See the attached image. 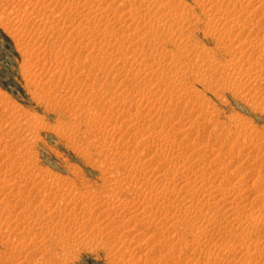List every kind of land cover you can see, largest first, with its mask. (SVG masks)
Instances as JSON below:
<instances>
[{
  "label": "rangeland",
  "instance_id": "1",
  "mask_svg": "<svg viewBox=\"0 0 264 264\" xmlns=\"http://www.w3.org/2000/svg\"><path fill=\"white\" fill-rule=\"evenodd\" d=\"M77 1L0 0V264H264V0Z\"/></svg>",
  "mask_w": 264,
  "mask_h": 264
},
{
  "label": "bare ground",
  "instance_id": "2",
  "mask_svg": "<svg viewBox=\"0 0 264 264\" xmlns=\"http://www.w3.org/2000/svg\"><path fill=\"white\" fill-rule=\"evenodd\" d=\"M60 1H63V0H60ZM76 1H77V0H76ZM85 1H86V0H85ZM87 1H88V0H87ZM96 1L98 2V0H96ZM100 1H101V0H100ZM127 1H128V0H127ZM131 1H132V3L135 4V2H133V0H131ZM134 1H135V0H134ZM145 1H147V0H145ZM149 1H150L149 4H151V0H149ZM155 1H156V0H155ZM157 1H158V0H157ZM160 1H162V0H160ZM212 1L214 2V0H212ZM217 1H218V0H217ZM219 1H220V0H219ZM230 1H231V0H230ZM234 1H235V0H234ZM234 1L232 0V2H234ZM74 2H75V0H74ZM77 2H78V1H77ZM77 2H76V3H77ZM79 2H81V1L79 0ZM89 2H90V0H89ZM97 2H96V3H97ZM122 2L124 3L123 6L126 5L125 3H128V2H124L123 0H122ZM139 2H141V1H139ZM139 2H138V4H139ZM167 2H168L169 4L173 3V2L170 3V1H167ZM174 2L177 3L178 1L175 0ZM224 2H226V1H224ZM238 2H240V1H238ZM70 3H71V2H69L67 6L65 5V7H68V6H70V5L72 6L73 2H72V4H70ZM81 3L83 4L84 1L81 2ZM86 3H87V2H86ZM86 3H85V4H86ZM91 3H92V1L90 2V4H91ZM93 3H94V2H93ZM136 3H137V2H136ZM141 3H142V2H141ZM146 3H147L148 6H150V5L148 4V1H147ZM152 3H154V2L152 1ZM163 3H166V2L163 1ZM209 3H210V2H209ZM214 3H215V2H214ZM65 4H66V3H65ZM69 4H70V5H69ZM88 4H89V3H88ZM90 4H89V5H90ZM129 4H130V2H129ZM143 4H144V2L142 3V8L145 6V4H144V6H143ZM169 4H165L164 6H166V5L168 6ZM177 4H178V3H177ZM211 4H212V2H211ZM215 4H216V3H215ZM217 4H218V3H217ZM220 4H222V3H220ZM223 4H226V3H223ZM240 4H241V3H240ZM89 5H88V6H89ZM91 5H93V4H91ZM91 5H90V6H91ZM94 5H96V4L94 3ZM98 5H100V4H98ZM127 5H128V4H127ZM131 5H132V4H131ZM140 5H141V4H139V6H137V5H134V6H137V10H138V8L140 7ZM147 5H146V8H149ZM160 5L162 6V2L160 3ZM178 5H181V4L179 3ZM75 6H77V5H75ZM78 6H79V4H78ZM78 6H77V7H78ZM80 6H81V5H80ZM152 6H153V5H152ZM154 6H156V5L154 4ZM170 6H171V5H170ZM173 6H176V5H173ZM173 6H172V7H173ZM220 6H222V5H220ZM223 6H224V5H223ZM239 6H240V5H239ZM73 7H74V6H73ZM73 7H71V8H73ZM81 7L84 8L83 6H81ZM86 7H87V6H86ZM96 7H97V6H96ZM99 7H100V6H99ZM124 7H125V6H124ZM124 7H121V9H123ZM150 7H151V6H150ZM157 7H158V6H157ZM157 7H156V8H157ZM168 7H169V6H168ZM209 7H210V6H209ZM211 7H212V9H210V8H208V9H209V10H214L215 5H214V6H211ZM231 7H232V6H231ZM233 7H234V6H233ZM237 7H238V6H237ZM237 7H236V8H237ZM241 7H243V6H241ZM241 7H240V9H241ZM68 8H70V7H68ZM79 8H80V7H79ZM82 8H81V9H82ZM91 8H94V6H92ZM97 8H98V7H97ZM101 8H102V7H101ZM101 8H100V9H101ZM126 8H128V7H126ZM126 8H125V9H126ZM131 8H132V7H131ZM133 8H136V7H133ZM146 8H145V10H146ZM154 8H155V7H154ZM164 8L166 9V7H164ZM169 8H170V7H169ZM178 8H179V6H178ZM182 8H184V7H182ZM225 8H227V7L225 6ZM234 8H235V7H234ZM65 9H66V8H65ZM75 9H76V8H75ZM86 9H87V8H86ZM98 9H99V8H98ZM100 9H99V10H100ZM139 9H141V8H139ZM149 9H150V11H151V10L153 9V7H152V9H151V8H149ZM149 9L146 10V11L149 12ZM158 9H160V6H159ZM162 9H163V8H162ZM162 9L159 10V11H163ZM180 9H181V7H180L178 10L180 11ZM215 9H216V8H215ZM217 9H219V7H218ZM220 9H221V8H220ZM229 9H230V8H229ZM72 10H73V9H72ZM83 10H85V9H83ZM103 10L105 11V9H103ZM103 10H101V12H102ZM109 10H110V9H108V11H109ZM113 10H114V9H112L111 11H113ZM115 10H116V9H115ZM126 10H127V9H126ZM135 10H136V9H135ZM143 10H144V9H143ZM143 10H141V11L143 12ZM169 10H170V9H169ZM169 10H167V13H168ZM173 10H175V9H173ZM178 10H175V11L177 12ZM81 11H82V10H81ZM89 11H90V7H89ZM89 11H87V12H89ZM91 11H92V9H91ZM95 11H96V12H95L96 14L99 12V11L97 12V10H95ZM106 11H107V9H106ZM106 11H105V12H106ZM129 11H130V6H129V10H128V12H127V11H125V12L129 13ZM152 11H153V10H152ZM154 11H155V10H154ZM171 11H172V10H171ZM171 11H170V12H171ZM181 11H183V10H181ZM184 11H186L185 13H188L187 10H184ZM214 11H215V10H214ZM216 11H217V10H216ZM85 12H86V11H85ZM87 12H86V13H87ZM113 12H114V11H113ZM113 12H112V13H113ZM117 12H118V11H117ZM125 12H124V10H123V13H125ZM130 12H131V11H130ZM132 12L134 13L135 11L132 10ZM148 12H147V13H148ZM155 12H156V11H155ZM170 12H169V14H170ZM190 12H191V15H192V11H190ZM211 12H213V11H211ZM219 12H220V11H219ZM223 12H224V11H223ZM64 13H65V12H64ZM79 13H83V12H79ZM86 13H85V14H86ZM95 13H93V14H95ZM99 13H100V12H99ZM106 13H108V12H106ZM106 13H105V14H106ZM112 13H110V14H112ZM115 13H116V12H115ZM127 13H126V14H127ZM133 13H132V14H133ZM136 13H137V12H136ZM143 13H144V12H143ZM147 13H146V15H147ZM150 13H151V12H150ZM150 13H148V14H150ZM152 13H154V12H152ZM152 13L150 14V17L153 18V16H151ZM158 13H159V12H158ZM158 13H157V14H158ZM161 13H162V12H161ZM177 13H178V15H180V12H177ZM177 13H174V14H177ZM215 13H216V15H215V14H214V15L217 16V12H215ZM87 14H88V13H87ZM87 14H86V15H87ZM89 14H90V13H89ZM89 14H88L87 16H89ZM96 14H95V16H93L92 14H90V15H92L93 17H96V16H97ZM105 14H104V15H105ZM108 14H109V13H108ZM116 14H117V13H116ZM129 14H131V13H129ZM129 14H128V19L130 18V15H129ZM138 14H139V13H137V15H138ZM157 14H156V15H157ZM159 14H160V13H159ZM159 14H158V15H159ZM163 14H164V13H163ZM165 14H166V11H165ZM171 14H172V13H171ZM174 14H173V16H174ZM193 14H194V12H193ZM222 14H223V13H222ZM62 15H63V14H62ZM80 15H81V14H80ZM104 15H102V16L104 17ZM118 15H119V14H118ZM122 15H123V14H122ZM134 15H136V14H134ZM139 15H141V17L143 16L141 12H140ZM144 15H145V14H144ZM183 15H184V13H183ZM185 15H186V14H185ZM219 15H220V14H219ZM223 15H224V14H223ZM65 16H66V15H65ZM82 16H83V15H82ZM109 16H111V18H112V15H109ZM109 16H108V18H109ZM113 16H117V15H113ZM131 16H132V15H131ZM148 16H149V15H148ZM148 16H147L146 18H149ZM154 16H155V13H154ZM159 16H161V15H159ZM159 16H158V18H159ZM163 16H166V15H163ZM168 16H170V15H168ZM175 16H177V15H175ZM187 16H188V14H187ZM189 16H190V14H189ZM212 16H213V15H212ZM228 16H229V15H228ZM228 16H227V17H228ZM89 17H90V16H89ZM119 17H122V16H119ZM119 17H117V18H119ZM132 17H133V16H132ZM132 17H131V18H132ZM136 17H138V16H134L133 18L136 19ZM156 17H157V16H156ZM161 17H162V16H161ZM166 17H167V16H166ZM166 17H165V18H166ZM170 17H172V15H171ZM170 17H169V19H170ZM177 17H178V16H177ZM180 17H181V19H183V17L185 18L186 16H180ZM193 17H194V16H193ZM193 17H192V18H193ZM220 17H221V16H220ZM224 17H226V16H224ZM68 18H69V17H68ZM85 18H86V17H85ZM99 18H100V16H99ZM106 18H107V16H106ZM111 18H109V20H110ZM115 18H116V17H113V19H115ZM131 18H130V19H131ZM139 18H140V17H139ZM144 18H145V17H144ZM144 18H142V19H144ZM167 18H168V17H167ZM186 18H187V17H186ZM189 18H191V17H189ZM65 19H66V18H65ZM87 19H88V18H87ZM89 19H95V18H89ZM89 19H88V20H89ZM101 19H104V18H101ZM113 19H112L111 21H113ZM121 19H122V18H121ZM121 19L119 20V22H122V21H123V19H122V21H121ZM126 19H127V18L125 17L124 20H126ZM130 19H129V20H130ZM149 19H150V18H149ZM161 19H162V18H161ZM161 19H158V20L160 21ZM169 19H168V20H169ZM171 19L173 20V18H171ZM178 19H179V18H178ZM187 19H188V18H187ZM187 19H186V21H187ZM196 19H197V17H196ZM214 19H215V18H214ZM214 19H213V20H214ZM218 19H219V18H218ZM67 20H68V19H67ZM88 20H85L87 24H88V22H87ZM105 20H106V19H105ZM136 20H137V19H136ZM136 20H135V22H136ZM138 20H139V19H138ZM138 20H137V21H138ZM140 20H141V19H140ZM156 20H157V19H156ZM166 20H167V19H166ZM211 20H212V19H211ZM80 21H81V20H80ZM97 21H98V19H97L95 22H97ZM99 21H100V19H99ZM99 21H98V23H99ZM126 21H127V20H126ZM126 21H124V22H126ZM148 21H151V19L148 20ZM162 21H163V20H162ZM162 21H160L158 24H160ZM175 21H176V20H175ZM180 21H183V20H180ZM189 21H190V20H189ZM83 22H84V19H83ZM83 22H82V23H83ZM91 22H93V21L90 20V21H89V24H91ZM105 22H107V21H105ZM113 22H114L115 24H117L116 22H118V20H117L116 22H115V21H113ZM119 22H118V23H119ZM131 22H132V20H131ZM139 22H140V21H139ZM153 22H154V20H153ZM172 22H174V21H172ZM178 22H179V21H178ZM183 22H185V21H183ZM183 22H182V23H183ZM98 23H97V24L95 23V24H96V25H99ZM107 23H108V22H107ZM144 23H145V22H144ZM144 23H142V24L145 26ZM147 23H148V22H146V24H147ZM151 23H152V21H151ZM169 23L171 24V22H169ZM175 23H176V22H174L173 24H175ZM225 23H226V22H225ZM77 24H78V23H77ZM92 24H93V23H92ZM92 24H91V25H92ZM124 24H125V27L127 28V26H128V25H127L128 22H127V24H126V23H124ZM137 24H138V23H136V25H137ZM142 24H141V25H142ZM153 24H154V23H153ZM153 24H151V25H153ZM158 24H156V22H155V25L158 26ZM165 24H167V27H168V22H167V21L165 22V20H164L163 25H165ZM179 24H180V22H179ZM184 24H185V23H184ZM184 24H181V25H184ZM196 24H198V23H196ZM81 25H82V24H81ZM83 25H84V24H83ZM96 25H95V26H96ZM119 25H120V24H118V26H119ZM126 25H127V26H126ZM133 25H134V24H133ZM143 25L140 26L141 29L144 27ZM149 25H150V23H149ZM151 25L149 26L150 28L148 27L149 30H150L151 27H152ZM155 25H154V26H155ZM185 25H186V24H185ZM208 25H209V24H208ZM212 25H213V24H212ZM212 25H210V26L212 27ZM215 25H216V24H215ZM215 25H214V26H215ZM76 26H77V25H76ZM79 26H80V22H79ZM79 26H78V27H79ZM84 26H85V25H84ZM84 26H83V27H84ZM95 26H91V27L93 28V27H95ZM137 26H138V25H137ZM137 26H132V27H133V28L135 27V29H136V28H139V27H137ZM157 26H156V27H157ZM159 26H160V27H159ZM159 26H158L159 28L157 27V29H161V27H162V29H164V28H165V29H169V28H170V26H169L168 28H167L166 26L163 27L162 25H159ZM214 26H213V29H214ZM227 26H228V25H227ZM227 26H226V27H227ZM230 26H231V25H230ZM233 26H234V25H233ZM78 27H77V28H78ZM80 27H81V26H80ZM83 27H82V28H83ZM85 27H86V26H85ZM87 27H88V26H87ZM89 27H90V26H89ZM97 27H100V26H97ZM120 27H121V25H120ZM120 27H119V28H120ZM129 27H131V26H129ZM129 27H128V28H129ZM174 27H175V26L172 27V25H171V28H174ZM183 27H184V26H183ZM183 27L178 26L179 29H180V28L182 29ZM185 27H186V26H185ZM222 27H223V26H222ZM222 27H221V28H222ZM100 28H101V27H100ZM119 28H118V30H119ZM121 28H122V27H121ZM126 28H125V29H126ZM146 28H147V25H146ZM152 28H153V27H152ZM171 28H170V29H171ZM202 28H203V27H202ZM216 28H217V27H215V29H216ZM231 28H232V27H230V30L228 31V33L231 32ZM87 29H88V28H86V30H87ZM95 29H96V28H95ZM97 29H98V28H97ZM101 29H102V28H101ZM103 29H104V28H103ZM103 29H102L101 31H103ZM116 29H117V28H116ZM143 29L145 30V28H143ZM148 29H147L146 31H149ZM157 29H156V30H157ZM179 29H178L177 31H179ZM181 29H180V30H181ZM203 29H204V28H203ZM208 29H209V28H208ZM211 29H212V28H211ZM213 29H212V30H213ZM222 29H224V28H222ZM225 29H226V28H225ZM227 29H228V28H227ZM233 29H234V28H233ZM233 29H232V30H233ZM78 30H79V28H78ZM82 30H83V29H82ZM86 30H85V32H86ZM90 30H91V29L89 28V31H90ZM120 30H121V29H120ZM120 30H119V31H120ZM122 30H124V27L122 28ZM128 30H129V29H127V32H128ZM133 30H134V29H132V32H133ZM139 30H140V29H139ZM144 30H143V31H144ZM156 30H154V32H157ZM171 30H172V29H171ZM171 30H168V31H169V33H171V36H172V33H173L172 31H174V29H173L172 31H171ZM205 30H206V29H205ZM79 31H81V30H79ZM83 31H84V30H83ZM89 31H88V35L90 36V34H89L90 32H89ZM93 31H94V30H93ZM101 31H100V32H101ZM106 31H107V30H106ZM112 31H113V30H112ZM141 31H142V30H141ZM143 31H142V33H143ZM150 31H151V30H150ZM150 31L148 32V34L151 35V34H152V31H151V33H150ZM162 31H163V30H162ZM166 31H167V30H166ZM175 31H176V30H175ZM209 31H210V29L208 30V32H209ZM213 31H217V29H216V30H213ZM222 31H224V30H222ZM75 32H76V31H75ZM91 32H92V31H91ZM94 32H96V31H94ZM94 32L92 33L93 35H94V34H97V33H94ZM104 32H105V31H104ZM104 32H103L102 36L104 35ZM108 32H109V31H108ZM121 32H122V31H121ZM130 32H131V30H130ZM130 32H129V33H130ZM132 32H131V33H132ZM134 32H136V31L134 30ZM134 32H133V34H134ZM138 32H139V31H138ZM138 32H136V35H137V36H138ZM204 32H206V31H204ZM226 32H227V31H226ZM77 33H78V32H77ZM81 33L83 34V32H81ZM81 33H78V35L80 36ZM101 33H102V32H101ZM101 33H100V35H101ZM110 33H111V31H110ZM112 33H113V32H112ZM162 33H163L162 36H164V32H162ZM162 33H161V34H162ZM169 33H167V34L169 35ZM175 33H176V32H175ZM177 33H178V32H177ZM180 33H181V31H180ZM180 33H179V34H180ZM82 34H81V35H82ZM85 34H86V33H85ZM114 34H115V33H114ZM127 34H128V33H127ZM127 34H126V38H128V36H129V35H127ZM146 34H147V32H146ZM148 34H147V35H148ZM155 34H156V33H155ZM159 34H160V32L158 33V35H159ZM213 34H214V32H213ZM97 35H99V34H97ZM106 35H108V33H106ZM110 35H113V34H110ZM142 35H143V34H142ZM144 35H145V34H144ZM147 35H146V37H148ZM176 35H177V34H176ZM176 35H175V36H176ZM180 35H181V34H180ZM180 35H179L178 37H180ZM226 35H227V34H226ZM89 36H88V37H89ZM132 36L136 37L135 35H132ZM132 36L130 35V37H132ZM139 36H140V35H139ZM139 36H138V38H140ZM153 36H154V35H153ZM160 36H161V35H160ZM171 36H170V37H171ZM173 36H174V33H173ZM93 37H94V36H93ZM96 37H97V36H96ZM100 37H101V36H100ZM142 37H143V36H142ZM142 37H141V38H142ZM150 37H152V36H150ZM150 37H148V39H149ZM154 37H156V36H154ZM154 37H153V38H154ZM157 37H158V36H157ZM222 37H224V36H222ZM222 37H221V38H222ZM226 37H227V36H226ZM228 37H229V36H228ZM97 38H98V37H97ZM97 38H96V39H97ZM104 38H105V37H104ZM104 38H102V39H104ZM111 38H112V36H111ZM144 38H145V36H144ZM144 38H142V39H144ZM165 38H166V37H164L163 39H165ZM172 38H173V37H172ZM172 38H170V39H172ZM92 39H93V38H92ZM94 39H95V38H94ZM94 39H93V42H92V43L95 42ZM105 39H106V38H105ZM107 39H108V38H107ZM109 39H110V38H109ZM128 39L131 40V38H128ZM142 39H141V40H142ZM155 39H156V38H155ZM158 39H160V37H159ZM168 39H169V38H168ZM175 39H176V38H175ZM89 40H91V39H89ZM89 40H88V41H89ZM130 40H128V41H130ZM136 40H137V39H136ZM160 40H161V39H160ZM232 40H233V38H232ZM96 41H97V40H96ZM105 41H106V40H105ZM109 41H110V40H109ZM131 41H132V40H131ZM139 41H140V40H139ZM149 41H150V39H149ZM173 41H174V39H173ZM173 41H172V42H173ZM227 41H228V40H227ZM161 42H163V41L161 40ZM230 42H231V40H230ZM88 43H90V42H87V44H88ZM97 43H98V42H97ZM97 43H96L95 45H97ZM100 43H101V42H100ZM106 43H107V42H106ZM134 43H135V41H134ZM163 43H165V41H164ZM170 43H171V42H170ZM228 43H229V42H228ZM231 43H232V42H231ZM231 43H229V44H231ZM129 44H130V43H129ZM129 44H128V46H129ZM131 44H132V43H131ZM88 45H89V44H88ZM95 45L93 46V45L91 44L90 47H92V46H93V47H96ZM101 45H102V44H101ZM105 45H106V44H105ZM118 45H119V44H118ZM112 46H113V45H112ZM128 46H126V47H128ZM131 46H132V49H135V47L133 48V45H131ZM136 46H137V45H136ZM142 46H143V45H142ZM163 46H164V45H163ZM109 47H110V46H109ZM124 47H125V46H124ZM164 47H166V46H164ZM234 47H235V46H234ZM118 48H119V47H118ZM121 48H122V47H121ZM129 48H130V47H129ZM139 48H140V47H139ZM229 48H230V47H229ZM239 48H240V47H239ZM94 49H95V48H94ZM100 49H102V47H101ZM107 49H108V48H107ZM116 49H117V48H116ZM132 49H131V50H132ZM141 49H142V48H141ZM143 49H144V48H143ZM109 50H110V49H109ZM122 50H123V48H122L120 51H122ZM126 50H128V49L126 48ZM129 50H130V49H129ZM131 50H130V51H131ZM135 50H138V49H135ZM150 50H151V49H150ZM161 50H162V48H161ZM163 50H164V48H163ZM123 51H124V50H123ZM142 51H143V50H142ZM157 51H158V50H157ZM125 52H126V51H124V53H125ZM127 52H128V51H127ZM133 52H134V51H133ZM120 53H121V52H120ZM120 53H119V55H120ZM124 53L121 55L122 57H123ZM134 53H135V52H134ZM143 53H144V52H143ZM180 53H181V52H180ZM180 53H179V54H180ZM236 53H237V52H236ZM116 54H117V53H116ZM127 54H128V53H127ZM146 54H147V53H146ZM181 54H183V53H181ZM143 55H144V54H143ZM153 55H154V54H153ZM167 55H168V54H166V56H167ZM190 55H191V54H190ZM235 55H236V54H235ZM172 56H173V54H172ZM174 56H175V54H174ZM188 56H189V54H188ZM188 56H187V58H188ZM191 56H193V55H191ZM146 57H147V56H146ZM149 57H150V56H149ZM180 57H181V56H180ZM240 57H241V56H240ZM191 58H194V57H191ZM200 58H201V57H200ZM200 58H199V59H200ZM203 58H204V57H203ZM238 58H239V57H237V59H238ZM241 58H242V57H241ZM118 59H119V58H118ZM118 59H117V60H118ZM120 59H121V57H120ZM120 59H119V60H120ZM124 59H125V58H124ZM151 59H152V58H151ZM159 59H161V58H159ZM212 59H213V58H212ZM234 59H235V58H234ZM237 59H235V62H234V63H235L236 65L238 64V65L241 67L240 62H239V63L236 62ZM243 59H244V58H243ZM121 60H122V59H121ZM125 60H126V59H125ZM125 60H124V62H127V61H125ZM147 60H148V59H147ZM154 60H155V59H154ZM156 60H157V59H156ZM156 60H155V61H156ZM169 60H170V59H169ZM175 60H176V59H175ZM187 60H188V59H187ZM209 60L212 61L211 59H209ZM214 60H215V59H214ZM214 60H213V61H214ZM239 60H240V58H239L237 61H239ZM157 61H158V60H157ZM161 61L163 62V60H161ZM183 61H184V60H183ZM183 61H181V62H183ZM193 61H194V60H193ZM210 61H209V62H210ZM240 61H241V62L243 61L242 63L245 64L244 60L241 59ZM245 61H246V60H245ZM120 62H121V61H120ZM168 62H169V61H168ZM168 62H167V63H168ZM171 62H172V61H171ZM171 62H169V63L171 64ZM178 62H179V61H178ZM202 62H203V61H202ZM216 62H217V61H216ZM221 62H222V61H221ZM232 62H233V61H232ZM122 63H123V61H122ZM122 63H121V64H122ZM132 63H133V62H132ZM146 63H147V62H146ZM146 63H145V64H146ZM148 63H149V62H148ZM164 63H165V62H163V64H164ZM184 63H185V62H184ZM188 63H189V62H188ZM210 63H211V62H210ZM219 63H220V62H219ZM225 63H226V62H225ZM123 64H124V63H123ZM125 64H126V63H125ZM139 64H140V63H139ZM155 64H157V63H155ZM160 64H162V63L160 62L159 65H160ZM191 64H192V61H191ZM223 64H224V63H223ZM226 64H227V63H226ZM229 64H230V63H229ZM235 64H233V65H235ZM75 65H76V64H75ZM83 65H84V64H82V67H81V65H80V67L83 68ZM131 65H132V64H131ZM131 65H130V66H131ZM136 65H137V64H136ZM149 65H152V64L149 63ZM215 65H216V64H215ZM233 65H232V66H233ZM238 65H237V66H238ZM77 66H78V64H77ZM84 66H86V65H84ZM134 66H135V65H134ZM154 66H157V67H158V65H153V67H154ZM164 66H165V65H164ZM164 66H163V69H164ZM227 66H228V64H227ZM242 66H243V65H242ZM74 67H75V66H74ZM136 67H138V66H136ZM145 67H146V66H145ZM169 67H170V66H169ZM181 67H182V66H181ZM184 67H185V66H184V64H183V70L185 69ZM190 67H192V66H190ZM190 67H186V68L189 69ZM207 67H208V66H207ZM245 67H246V66H245ZM84 68H85V67H84ZM146 68H150V69H149L150 72H151V69L153 70V68H151L150 66H149V67L147 66ZM155 68H156V67H155ZM160 68H162V67L159 66V69H160ZM166 68H167V67H166ZM166 68H165V69H166ZM175 68H177V67H174V70H176ZM224 68H226V66H225ZM228 68H229V67H228ZM233 68H234V67H233ZM241 68H242V67H241ZM68 69H69V68H68ZM79 69H80V68H79ZM94 69H95V68H94ZM165 69H164V70H165ZM178 69H180V68H178ZM237 69H238V68H237ZM249 69H250V68H249ZM259 69H261V68H259ZM259 69H258V70H259ZM60 70H61V69H60ZM92 70H93V69H92ZM155 70H156V69H155ZM183 70H181V71L184 72ZM190 70H192V69H190ZM210 70H211V68H210ZM218 70H219V69H218ZM235 70H236V69H235ZM242 70H244V69H242ZM250 70H251V69H250ZM62 71H63V70H62ZM78 71H79V70H78ZM82 71H83V70H82ZM93 71H94V70H93ZM156 71H157L158 74H160V75H161V73H162V75H163V73H164L163 71L159 73V71H161V69H160L159 71H158V70H156ZM165 71H166V70H165ZM195 71H196V70H195ZM216 71H217V70H216ZM256 71H257V70H256ZM256 71H255V72H256ZM60 72H61V71H60ZM166 72H167V71H166ZM179 72H180V71L178 70V73H179ZM188 72H190V71H188ZM214 72H215V71H214ZM234 72H235V71H234ZM263 72H264V71H263ZM145 73H146V72H145ZM145 73H144V75H145ZM147 73H148V70H147ZM152 73H154V71H153ZM175 73H176V74L170 72V74H173V75H176V76H177V72H175ZM186 73H187V72H186ZM193 73H194V72H193ZM193 73H192V74H193ZM195 73H196V72H195ZM195 73H194V74H195ZM197 73H198V72H197ZM232 73H233V72H232ZM237 73H238V72H237ZM248 73H249V72H248ZM150 74H151V73H150ZM165 74H166V73H165ZM168 74H169V72H168ZM181 74L183 75L184 73H181ZM198 74H199V73H198ZM205 74H206V73H205ZM250 74H251V73H250ZM250 74H249V76H250ZM255 74H256V73H255ZM263 74H264V73H263ZM60 75H61V74H60ZM63 75H64V74H63ZM144 75H143V76H144ZM154 75H155V74H154ZM160 75H159V76H160ZM173 75H172V76H173ZM184 75H185V74H184ZM196 75H197V74H196ZM196 75H195V76H196ZM207 75H208V73H207ZM145 76H146V75H145ZM145 76H144V77H145ZM149 76H151V75H149ZM157 76H158V75L156 74V77H157ZM163 76H164V75H163ZM179 76H181V75L179 74ZM185 76H186V75H185ZM197 76H200V75H197ZM205 76H206V75H205ZM205 76H204V77H205ZM238 76H239V75H237V77H238ZM240 76H241V75H240ZM55 77H56V76H55ZM59 77H60V76H59ZM61 77H63V76H61ZM170 77H171V76H170ZM170 77H167V74H166V77L164 76V78H170ZM181 77H182V76H181ZM200 77H201V76H200ZM208 77H209V76H208ZM232 77H233V75H232ZM243 77H244V76H243ZM246 77H247V75H246ZM252 77L258 79L256 76L254 77V76L252 75ZM252 77H251V78H252ZM145 78H147V77H145ZM153 78H154V77H153ZM153 78H152V79H153ZM161 78H163V77L161 76ZM175 78H176V77H175ZM184 78H185V77H184ZM213 78H214V77H213ZM149 79H150V78H149ZM149 79H147V80H149ZM152 79H151V80H152ZM171 79H172V81H174L172 77H171ZM171 79H170V81H171ZM176 79H177V78H176ZM195 79H196V78H195ZM201 79H202V77H201ZM240 79H241V78H240ZM147 80H146V81H147ZM160 80H161V79H160ZM164 80H165V79H164ZM166 80H167V79H166ZM211 80H213V79H211ZM236 80H237V79H236ZM246 80H247V79H246ZM254 80H255V79H254ZM254 80H253V81H254ZM167 81H168V80H167ZM175 81H177V80H175ZM207 81H208V80H207ZM238 81H240V80H238ZM243 81H244V80H243ZM248 81H249V80H248ZM248 81H247V82H248ZM258 81H259V80H258ZM155 82H156V81H155ZM201 82H202V80H201ZM205 82H206V81H205ZM205 82H203V83L205 84ZM235 82H236V81H234V83H235ZM240 82H241V81H240ZM244 82H245V81H244ZM251 82H252V81H251ZM148 83H149V82H148ZM153 83H154V82H153ZM168 83H170V82H168ZM171 83H172V82H171ZM173 84H174V82H173ZM244 84H245V83H244ZM250 84H251V83H250ZM152 85H153V84H152ZM158 85H159V84H158ZM161 85H162V84H161ZM209 85H210V84H209ZM239 85H240V84H239ZM154 86H155V85H154ZM204 86H205V85H204ZM211 86H212V85H211ZM240 86H241V85H240ZM211 88H212V87H211ZM211 88H210V90H211ZM198 98H199V97H198ZM79 105H80V104H79ZM236 123H237V122H236ZM237 125H239V124H237ZM20 126H21V125H20ZM239 126H240V125H239ZM21 130H22V129H21ZM144 139H145V138H144ZM174 146H175V144H174ZM177 149H178V148H177ZM157 150H158V149H157ZM180 152H181V150H180ZM198 152H199V151H198ZM161 153H162V152H161ZM164 153H165V152H164ZM162 154H163V153H162ZM180 155H181V154H180ZM161 156H163V155H161ZM168 158H169V157H168ZM148 162H149V161H148ZM150 162H151V161H150ZM142 164H143V163H142ZM146 164H147V163H146ZM151 164H152V163H151ZM182 165H184V164H181V165H180V168H181ZM141 166H142V165H141ZM135 167H136V166H135ZM182 167H183V166H182ZM183 168H184V167H183ZM136 169H137V168H136ZM150 169H151V168H150ZM140 170H141V169H140ZM146 170H147V167H146ZM152 170H153V169H152ZM181 170H182V168H181ZM185 170H188V169H185ZM142 171H143V170H142ZM136 172H137V171H136ZM145 172H147V171H145ZM218 172H219V171H218ZM168 173H169V172H168ZM170 173H171V172H170ZM170 173H169V174H170ZM136 174H137V173H136ZM166 174H167V173H166ZM173 174H174V173H173ZM152 175H153V174H152ZM159 175H160V174H159ZM167 175H168V174H167ZM155 177H156V176H155ZM162 177H163V176H162ZM162 177H159V179L161 178L160 180H162V179H163ZM133 178H134V177H133ZM164 178H165V177H164ZM136 179H137V176H136ZM142 179H143V178H142ZM131 180H132V179H131ZM146 180H147V179H146ZM146 180H145V181H146ZM157 181H158V180H157ZM129 182H130V181H129ZM152 182H153V181H152ZM152 182H150V183H152ZM198 183H199V182H198ZM185 187H186V185H185ZM163 188H164V187H163ZM168 188H169V186H168ZM168 188H167V189H168ZM171 188H172V187H171ZM161 189H162V188H161ZM174 189H175V188H174ZM174 191H175V190H174ZM164 192H165V191H164ZM99 203H100V202H99ZM99 203H98L97 205H99ZM101 203H102V202H101ZM107 203H108V202H107ZM113 203H114V202H113ZM85 204H86V203H85ZM42 205H43V204H42ZM63 205H64V204H63ZM100 205H101V204H100ZM109 205H110V204H109ZM30 206H31V205H30ZM84 206H85V205H84ZM39 207H40V206H39ZM39 207H38V208H39ZM42 207H43V206H42ZM46 207L50 209V207H48V205H46ZM46 207H44V208L47 209ZM58 207H59V206L56 205V207L52 209V210H53V211H52L53 214H54L55 212H59V211L61 210V209H60V210H59V209H56V208H58ZM62 207L64 208V206H62ZM101 207H102V206H101ZM113 207H114V206H113ZM35 208H36V207H35ZM60 208H61V207H60ZM87 208H88V206H87ZM95 208H96V207H95ZM40 209H41V208H40ZM65 209L67 210V207H66V206H65ZM65 209H64V211H65ZM62 210H63V209H62ZM70 210H71V209H70ZM84 210H85V212H86V209H85V208H84ZM41 211H42V210H41ZM47 211H48V210H47ZM64 211H63V213H64ZM60 212H61V211H60ZM60 212H59V213H60ZM67 212H68V211H67ZM87 212H88V211H87ZM42 213H43V212H42ZM44 213H45V212H44ZM48 213H49V212H48ZM52 213H51V215H52ZM82 213H83V212H82ZM83 214H84V213H83ZM85 214H86V213H85ZM85 214H84V215H85ZM44 215H45V214H44ZM56 215H57V214H56ZM84 215H82V216H84ZM57 216H58V215H57ZM90 216H91V215H90ZM90 216H89V217H90ZM53 217H54V215H53ZM53 217H52V218H53ZM65 217H67V216H65ZM50 218H51V217H50ZM52 218H51V219H52ZM59 220H60V219H59ZM92 220H93V219H92ZM42 221H43V220H42ZM90 221H91V218H90ZM44 223H45V222H44ZM100 224H101V223H99V225H100ZM258 224H259V223H258ZM86 225H87V224H86ZM90 225H91V224H90ZM87 226H88V225H87ZM94 226H95V225H94ZM94 226H93V227H94ZM43 227H44V225H43ZM80 227H81V226H80ZM88 227H89V226H88ZM96 227H97V226H96ZM98 229H99V228H98ZM100 229H101V228H100ZM81 230H82V229H81ZM60 231H61V230H60ZM77 231H78V230H77ZM79 232H80V231H79ZM79 232H78V233H79ZM90 232H91V231H90ZM61 233H62V232H61ZM63 233H64V232H63ZM75 233H76V231H75ZM81 234H82V233H81ZM93 234H94V233H93ZM99 234H100V233H99ZM73 235H75V234H73ZM76 235H77V233H76ZM67 236H68V235H67ZM58 237H59V236H58ZM95 237H96V236H95ZM89 238L91 239V237H89ZM93 238H94V237H93ZM56 240H57V239H56ZM84 240H86V239H84ZM92 240H93V239H92ZM96 240H97V239H96ZM59 241H60V240H59ZM63 241H64V240H63ZM84 244H85V243H84ZM86 244H87V243H86ZM63 248H64V247H63ZM70 248H71V247H70ZM70 248H69V249H70ZM65 253L67 254V252H65ZM63 256H64V255H63ZM65 256H66V255H65Z\"/></svg>",
  "mask_w": 264,
  "mask_h": 264
}]
</instances>
